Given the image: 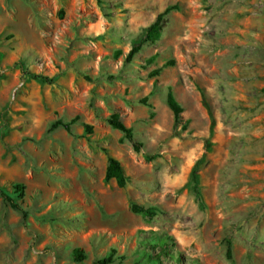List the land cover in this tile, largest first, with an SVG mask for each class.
<instances>
[{"label":"rangeland","instance_id":"374dc122","mask_svg":"<svg viewBox=\"0 0 264 264\" xmlns=\"http://www.w3.org/2000/svg\"><path fill=\"white\" fill-rule=\"evenodd\" d=\"M0 188V264H264V0H0Z\"/></svg>","mask_w":264,"mask_h":264},{"label":"trees","instance_id":"16d2710c","mask_svg":"<svg viewBox=\"0 0 264 264\" xmlns=\"http://www.w3.org/2000/svg\"><path fill=\"white\" fill-rule=\"evenodd\" d=\"M174 10H178V7L176 5L174 6H169L167 8L164 9L163 12H161L160 14L157 15L155 21L145 30V34L143 35L141 41L137 44H134L131 47V50L128 53V60L129 58H131L135 53H137L140 49V45L143 43H146L147 41L150 40H155L158 38L159 32H160V27H161V23L163 21V19L171 12ZM20 69L22 68V64H18ZM161 72V69H155L154 71H152L151 76H157L159 75V73ZM33 77L35 79L38 80H42V81H48L47 78L42 77V76H36L33 75ZM166 103L168 108L170 109V111L173 114V127L174 129L177 128V126L180 124V120H181V113H182V108L181 106L178 104V102L175 100L171 90H168L167 93V98H166ZM107 123L115 130L119 131L120 133L123 134L124 138L132 141V130L130 128H127L119 119L118 115H112L107 119ZM58 127H63L66 130H69L70 128V123H63L61 121H56L51 125V130H54ZM84 129L86 130V133L91 134L92 133V127L89 125H86L84 127ZM134 150L137 152L139 151V146L138 144L134 143ZM201 163V159L197 162L196 167L194 168V174L195 171L197 169L198 164ZM127 177L124 173L123 167L120 164L119 161H117L114 158H109L108 159V164L105 170V175H104V182L105 183H109L110 181L114 180L115 183L117 184V186L119 188H124V186L127 183ZM193 180L195 182V175L193 176ZM23 192H24V187L22 185H16L13 187V195L16 194L19 197H23ZM0 197L2 198V200L14 211H17L19 213H21L22 216V220L23 222H26L28 216H29V212L23 210L19 204H17L14 200V198L7 193L6 191H4L2 188H0ZM131 210L133 213H140L143 214L144 216H152L154 215V211L152 208H147L144 209L142 207H137L135 205H133L131 207ZM84 259V255L83 252L80 249H75L74 250V261L76 263L81 262ZM98 264H111L112 263V256H108L107 258H103L100 259L99 261H97Z\"/></svg>","mask_w":264,"mask_h":264}]
</instances>
